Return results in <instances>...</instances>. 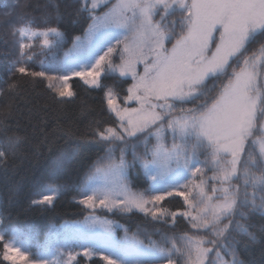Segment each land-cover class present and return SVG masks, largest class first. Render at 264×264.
Returning <instances> with one entry per match:
<instances>
[{"label": "snow or ice", "instance_id": "snow-or-ice-1", "mask_svg": "<svg viewBox=\"0 0 264 264\" xmlns=\"http://www.w3.org/2000/svg\"><path fill=\"white\" fill-rule=\"evenodd\" d=\"M101 7L107 10L98 14ZM80 10L88 13L84 35L72 37L58 64L55 57L41 60L40 70L30 66L36 41L41 50L60 48L66 33L34 20L14 26L12 69L44 83L61 104L77 97L73 77L103 92L114 125L97 121L84 136L68 133L37 186L39 199L31 201L54 206L66 188L60 181L67 166L95 144L103 154L73 198L88 214L84 223L50 225L44 244L0 217V258L8 264H79L93 256L105 264H245L233 232L255 240L247 221L264 214V0H81ZM110 74L131 79L127 95L103 83ZM5 84L0 96L19 87L16 80ZM21 139L6 128L0 133V161ZM135 169L151 182L148 189H133ZM169 197L182 198L184 209L165 207ZM98 210L138 212L172 226L179 216L192 232L165 233L163 244L144 233L145 245L139 230L128 235L125 228L118 240L113 234L122 226Z\"/></svg>", "mask_w": 264, "mask_h": 264}, {"label": "trees", "instance_id": "trees-1", "mask_svg": "<svg viewBox=\"0 0 264 264\" xmlns=\"http://www.w3.org/2000/svg\"><path fill=\"white\" fill-rule=\"evenodd\" d=\"M80 7L81 0H0V88H5V82L10 83L12 80L19 84L15 92H5L0 96V120L3 121L0 133L6 128L8 134L16 133L22 138L15 153L0 161V217L4 219L6 226L30 229L34 234L35 244L45 240L50 225L79 219L87 213L73 198H78L76 186L92 162L103 154L101 146L95 144L87 146L67 166L60 181L66 188L54 206H35L31 203L39 198L37 186L45 181L54 157L66 146L67 134L84 136L91 128L96 127L95 122L114 125V118L102 103L103 92L89 88L78 77L69 81L71 89L77 93L76 99L71 103L61 104L53 99L44 83L15 73L12 64L17 59V47L16 37L11 34V29L34 20L37 25L43 26L47 22L66 33V42L60 48L41 50L39 41H36V46L32 49L35 56L30 66L34 70H40L38 64L41 60H52L55 57L53 62L58 64L72 45V37L84 33L89 23L88 13L81 11ZM105 9L101 7L98 11ZM103 83L113 86L122 98L127 95L126 89L132 81L130 78L121 79L118 74H110ZM128 158L131 159V156ZM131 181L136 191L148 189L151 183L139 169L132 171ZM163 204L172 211L184 209V202L180 197H169ZM110 214L121 221V233H125V228L128 229V234L139 230L140 239L146 243L149 241L144 233L163 244L162 236L165 233L171 236L192 232L187 221L179 216L172 226L152 222L138 212ZM247 223L251 225L250 231L257 238L250 240L245 234L233 232L238 258L245 264H264V214H253ZM78 260L79 264H105L99 256L89 261L85 257ZM0 264L8 262L0 258Z\"/></svg>", "mask_w": 264, "mask_h": 264}, {"label": "rangeland", "instance_id": "rangeland-1", "mask_svg": "<svg viewBox=\"0 0 264 264\" xmlns=\"http://www.w3.org/2000/svg\"><path fill=\"white\" fill-rule=\"evenodd\" d=\"M114 2H115V0H114ZM114 2H113V3H114ZM110 6H111V5H110ZM98 10H99V9H98ZM106 10H107V9H105V10H103V11H101V12H104V11H106ZM101 12L98 11V14L101 13ZM83 35H84V33H83L82 35H80V36H83ZM71 47H72V45L69 47V49H70ZM168 47H171V45L169 44ZM67 51H68V49H67ZM67 51H66V52H67ZM64 57H65V55H64ZM64 57H63V59H64ZM63 59H62V60H63ZM114 59H115V57H114ZM116 62H117V63L119 62L118 59H116ZM141 70H142V69H141ZM129 106H130V107H135L136 104H135L134 102H131V103L129 104ZM38 199H39V198H38ZM103 211H106V210H98V211L96 212V215H97V216H100V217H107V219H109V220H111V221H114V222H117L119 225H121L122 227H117L113 235H114V237H115L116 239H118V240H123L124 237H125V233H121V232H120V229L123 228V225H122L121 221H120L119 219H117L116 217H114L113 215H111L110 213H103ZM87 214H88V212L86 213V215H87ZM86 215H85V216H86ZM85 216H84V217H85ZM84 217L79 218V219L65 220L64 222H62V223H58V224H54L53 226L59 227V226L65 224V223H69V224H73V223H77V222H79V223H84ZM97 227H99V225H97ZM47 233H48V232H47ZM128 235H131V234H128ZM46 239H47V236H46L45 240H44L43 242H41L40 244H44L45 241H46ZM33 243H34V242H33ZM77 243H80V242H77ZM34 244H35V243H34ZM144 244L147 245L148 243L144 242ZM71 250H73V251H78L79 249H78V247L74 244V245H72ZM30 251L34 253V252L36 251V249H35V248H32ZM93 257H95V256H93ZM93 257H91V258H86V259L89 261V260L92 259ZM78 259H79V258H78ZM104 263H105V262H104ZM146 264H163V261H159V260H156V261H149V262H146ZM217 264H219V261H217Z\"/></svg>", "mask_w": 264, "mask_h": 264}]
</instances>
